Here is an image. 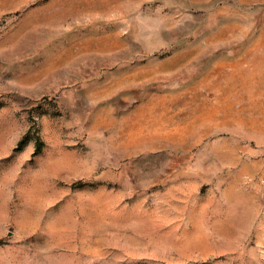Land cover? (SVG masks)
I'll list each match as a JSON object with an SVG mask.
<instances>
[{"label":"rangeland","instance_id":"1","mask_svg":"<svg viewBox=\"0 0 264 264\" xmlns=\"http://www.w3.org/2000/svg\"><path fill=\"white\" fill-rule=\"evenodd\" d=\"M0 264H264V0H0Z\"/></svg>","mask_w":264,"mask_h":264}]
</instances>
